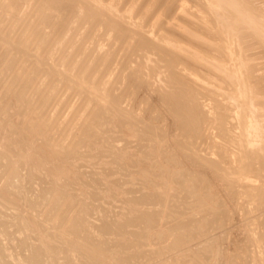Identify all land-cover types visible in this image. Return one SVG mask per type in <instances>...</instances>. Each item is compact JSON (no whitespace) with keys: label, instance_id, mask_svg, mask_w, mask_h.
Instances as JSON below:
<instances>
[{"label":"bare ground","instance_id":"bare-ground-1","mask_svg":"<svg viewBox=\"0 0 264 264\" xmlns=\"http://www.w3.org/2000/svg\"><path fill=\"white\" fill-rule=\"evenodd\" d=\"M124 1L122 0L123 4L120 2L121 10L124 4L131 2L127 0L129 2L124 3ZM258 1L191 0L194 5L199 4V7L196 5L197 8L202 9L200 17L198 13L191 14L200 22L192 21L196 24L193 29L191 26L195 24L191 25L190 22L189 25L179 16L180 20L177 23L166 19L169 23H174L173 25L170 23L171 26L167 27V32L173 33L170 34L173 38H168L169 33L166 35L164 30H160L164 33L159 35V27L161 29L165 27H162V24L164 25L162 20L153 25L151 35L144 28L147 21H143L144 26L143 23L132 22L135 23L136 29H132L127 24L128 21L125 22L127 18L134 19V13L141 8L137 5H132L124 11V14H121L122 16H119L118 12L121 10L118 7L120 6L114 1L110 4L108 1L109 5H106L103 3L104 0H0V12L11 20V25L1 26L0 24V120L3 119L0 121V129L4 131L1 134L5 135H3L4 140L0 134L2 137L0 139L4 140L0 143V169L6 172L7 186L15 187L14 181L26 168L28 171L26 177L29 181L35 179L34 181L37 182L36 178H38L39 184L43 182V189L37 197L51 195L42 210L40 209L41 201H30L28 198L24 202L17 201L12 199V196H15L14 192L4 196L1 193L3 189H0V202L4 200L11 211L12 209L16 211L6 214L0 210V224L4 227L6 225L9 227L11 224L24 233L23 237L17 238L18 244L15 248L19 250L18 252H15L16 249L13 247L14 253L7 254L6 252L12 248L2 250L0 246V256L5 259L0 264L5 262L11 264L8 259H14L16 255H22V262L27 260L31 264H57L60 260L59 264H136L134 260L146 255V252L142 248L131 251L126 238H116L117 235L127 234L136 241L144 240L151 244L152 250L149 256L152 260L160 259L165 251L180 253L177 257H172L168 263L162 262L163 264H212L216 256L211 255L210 252L216 247V240L220 237L216 240L215 236L211 237L212 242L207 246L196 248L191 247V242L195 239L210 237L211 229H225L227 220L230 221L229 218H232L233 214H230L240 208L246 212V218L249 216L245 221L251 222L247 223V226L249 225L247 229L250 227L247 230L250 244L248 246L251 247L252 242L259 246L264 244V230L263 233L260 232L264 229V216L255 218L252 214L253 210L255 212L264 203V184L262 183L264 182L262 180L264 177V61L259 62L264 59V2L257 3ZM144 3L147 5L150 1ZM170 3L172 1L168 4ZM172 4L171 6H174ZM18 5L20 7L17 9ZM26 6L29 8H27L28 11H25ZM159 8H161L160 4ZM187 8L185 4L181 6V14H189ZM177 9L180 10V6ZM173 10L174 13L177 11ZM167 12L165 11L166 14ZM183 16L181 17L184 19ZM24 17H27L28 21L22 25ZM150 17L144 18L150 19ZM97 23H101L108 31L114 32V38L121 41L116 42L119 47L121 43L122 51H124L122 54L125 55L119 54L116 49L118 46L115 47L116 50L111 49L115 46L114 43L112 45L106 42L112 45L108 50L103 53L96 51L99 55L90 57L89 54L85 58L82 57V60H76L77 54L90 49L88 47L85 49L83 44L86 38L91 39L90 34L95 30L91 27ZM123 23L130 28L125 27ZM148 24L150 26L149 21ZM83 25H88L84 37L75 40V34L81 33L78 30ZM97 25L100 27V24ZM46 28L51 31L47 32ZM72 29L75 32H72ZM69 31L72 32L70 37L67 36L70 34ZM176 31L181 33V40H188V42L179 40V33L177 35ZM114 38L113 42H115ZM105 40H103L104 43ZM95 42L93 43L96 44ZM67 46H70L73 51L64 56ZM256 50L258 54L253 53ZM90 53L94 54L95 51ZM117 53L124 60L123 62H120L121 59L115 60H118L119 64L122 63L125 69L133 67L129 66L132 65V61H129L131 56L139 55L142 58V61H139V57L135 59L136 63L137 61L141 63H138L137 68H130L128 74L119 72V67L115 63L118 68L115 65L117 70L113 69L111 73L118 71L116 81L123 82H120L123 86L119 93H116V90L119 91L116 87L119 84L115 85L114 80L111 81L110 78L106 81L107 76L104 77L111 74L109 70L113 66L110 64ZM60 67L65 73H61ZM113 74H111L112 77L115 76V72ZM42 75L45 77V82L40 83ZM56 75L62 76L70 84L62 82L55 77ZM156 78H159L160 82H157V93L154 94H159L160 102L167 105L166 108L171 113L168 116L172 115L175 119L174 125L177 128L175 136L170 137L165 126L160 125L162 118L156 112L154 115L152 113L148 115L146 110L145 114H142L131 105H128L131 108L122 106L127 102L126 99L132 102L138 100L140 104L141 98L134 99L137 94L140 95L137 91H141V88L143 90L145 86L150 88L154 83L152 80ZM60 84L77 91L78 94L89 91L84 97L85 100L82 99L91 111L85 119L79 118L80 126L78 128L77 125L75 126L77 130L73 131L75 133H72L69 143L64 141L67 139L64 135L66 130L62 128L63 131L60 129L59 132L55 131L57 126L60 127L58 121L60 122L61 117L56 115L57 119L49 116V113L51 114L49 110L53 108L52 106L55 107L61 88L64 89ZM43 87L45 88L41 90ZM153 87L152 89L155 90ZM63 91L66 92V90ZM90 95L92 97H89ZM204 98L213 102L208 109L205 107L210 103L204 104L202 102ZM32 100L34 105L30 103ZM70 100L73 101V99L68 101ZM67 103L66 105H64L65 102L63 103L64 107L69 106V102ZM82 108L85 107L82 106ZM11 109L14 112H10ZM160 109L166 112L164 108ZM75 111V114H71L75 118L83 113L82 110L79 113ZM3 115H7L8 118H2ZM50 118V123L53 121L55 123L48 128ZM34 120H37L38 124L35 128H31L35 126L32 125ZM61 122L64 123L63 120ZM213 125L220 136L222 135V141L218 144H216L217 141L206 144L211 136L207 137L205 126L208 128ZM98 127L104 128L101 133L103 136L100 138H108L112 144L107 150L92 140L99 136L96 132ZM114 130L115 133L118 132L122 140L136 143L133 151L113 145L116 140L113 139ZM219 133H216L218 140ZM203 143L208 145L210 152L203 153L207 150L201 148L205 146ZM171 145L174 146V152L176 148L179 153L182 152L184 159H190H186L187 161L194 160L191 162L193 164L199 161L203 165L196 162L197 166L209 167L205 169L212 170L213 176L227 185H225L227 187L225 191L228 194H225L224 190L222 192L224 197H228L227 204L231 206L221 200L219 193L217 195L215 192L222 189L220 183V189L217 188L219 191L214 190L206 176H204L206 181L201 177V174H205L201 172L202 169L201 174L198 172L199 176L197 172L195 174L192 170L193 173H191L187 169V161L185 168L179 165L180 160L177 159L179 162H174L171 156L172 151L168 148ZM81 146L91 148V153L95 154L107 152L110 163L116 165L117 171L121 174L127 175L130 172L129 169H133L132 174L141 180V186L136 191L128 189L122 192L119 186L111 188L108 181L101 180L94 173H91L90 179L81 180L75 171L78 160L84 158L77 152ZM168 151L171 152L169 156ZM133 152L135 153L132 155ZM176 153L178 155L177 151ZM210 153L217 158H211ZM174 157L178 158L176 155ZM2 158H6L9 162L2 163ZM208 175H210L209 172ZM255 177L259 179L262 177L261 184ZM29 181L27 180L26 183L30 184ZM212 181L215 180L212 179ZM91 184L98 187L93 191L89 190ZM99 185L104 189L102 187L101 189ZM27 187L25 182L19 186L16 184V189L24 194L23 198L29 196L30 190L26 191ZM70 189L74 190L73 194H69ZM102 193L107 198L116 199L124 204L125 212L122 213L124 215L122 218L116 219V215L111 214L112 208L99 205L98 200ZM84 197L91 198L92 201L88 203ZM148 205H157V208L149 210ZM248 205L253 207L249 208ZM3 207L7 206L4 204ZM94 209H99L102 213V222L99 226L89 221L90 213ZM188 210H190L189 213ZM32 213H37L34 219L29 216ZM2 215L12 220L8 222ZM252 218L254 219L253 229L250 226L253 225ZM14 220L22 221L24 224L16 223ZM48 221H52V224L46 225ZM130 227L136 229L130 231ZM155 229L159 231L157 235L154 233ZM5 234L7 236V231ZM10 234L13 235L11 232ZM33 238L36 239V243L31 242ZM155 238L166 240L167 245L158 244ZM248 246L235 258L228 254L226 263L238 264L237 262L241 259L246 260L250 257ZM258 257L252 255L251 260L256 259L260 262L262 257L260 259Z\"/></svg>","mask_w":264,"mask_h":264},{"label":"rangeland","instance_id":"rangeland-1","mask_svg":"<svg viewBox=\"0 0 264 264\" xmlns=\"http://www.w3.org/2000/svg\"><path fill=\"white\" fill-rule=\"evenodd\" d=\"M103 1V0H102ZM106 1V2H105ZM109 1V2H108ZM113 1L116 3V4H118V6H122V4H123V2H122V0L121 1H119V0H104V4H106V5H109L110 4V2L111 3H113ZM127 0H125L124 1V3L126 2ZM129 1H131V2H129ZM129 1H127V3L128 4H124L123 5V7H122V10L120 9L121 8V6L120 7H118L119 8V10H121L120 12H118L119 14V16H122L121 14H124L125 12L124 11H126L127 9H129L132 5H137V7H141L140 8V10L139 11H137V12H135L134 13V15H133V18L134 19H132V18H127V20H126V18L124 19V21L127 23V21H128V25L129 26H131V28L132 29H136L137 27H136V25H135V23H143V26H144V23L145 22H143L144 20L145 21H147L146 22V26H147V28H146V26H144V28L146 29V30H148V34L149 35H151V32H152V30H153V25H155V23L156 22H158V21H160V20H162L163 22H164V25L162 24V27L163 26H165V27H163L162 29L159 27V35H161V34H163L164 32H161L162 30H164V31H166L165 32V34L166 33H169L168 35H167V37L169 38H173V35H170V34H173L172 33V31L171 32H167V30H168V28L167 27H169V25H170V23L168 22L169 20L170 21H173V22H175V23H177V21H179L180 19H178V16L181 18V20L182 21H187L188 22V24L190 25L191 23H192V21H194V22H200V21H198L195 17H192L191 16V14L193 15V14H196V13H198L197 15H198V17H200V16H202V13L200 12V10H202L201 9V7L200 8H197L196 7V5L199 7V4H197V3H195L196 5H194V2H191V0L189 1V0H180L179 1V3H180V5L178 4V0L176 1V0H168L169 2L170 1H172V3H174V4H172V3H170V4H168L169 2L167 1V0H156V1H154L153 2V0H129ZM133 1V2H132ZM141 1V2H140ZM147 1H150V3H148L147 5H145V3L144 2H147ZM174 1V2H173ZM181 1H182V3H181ZM188 1H189V3H188ZM193 1V0H192ZM256 1H258V0H256ZM264 2L263 0H259L257 3H260V2ZM109 4H108V3ZM122 4H121V3ZM134 2H135V4H134ZM140 2V3H139ZM152 2V3H151ZM160 2V3H159ZM177 2V3H176ZM190 2H191V4H190ZM261 2V3H262ZM143 3V5H141ZM156 3H158L157 5L158 6H156ZM193 3V4H192ZM149 4H151V6L149 5ZM154 4V6H152ZM159 4H160V7L161 8H159ZM171 4L172 5H174V6H171ZM178 4V5H177ZM184 4H185V6H186V8L188 9V11H189V14H186V13H183L187 18L185 19V16H183V14H181L182 12H180L181 11V6H184ZM128 7H127V6ZM163 7H162V6ZM168 5H169V7H168ZM175 5H176V8H175ZM192 5H194V6H192ZM143 6H145L144 8H143ZM149 6H150V9H149ZM165 6V7H164ZM178 6V7H177ZM179 6H180V10L179 9H177V8H179ZM192 6V7H191ZM20 6L18 5L17 6V9L19 8ZM155 9H153V8ZM157 9H156V8ZM170 8L169 10H168V8ZM193 7H195V8H193ZM28 7L26 6L25 7V11H28V9H27ZM123 8L125 9V10H123ZM143 8V9H142ZM145 8H147V9H149V10H144ZM165 8H166V10H165ZM190 8H192V9H190ZM142 9V10H141ZM173 9H175V11L178 13V14H181V15H178V14H176V12L174 13V10ZM196 9H198L199 10V12H198V10H196ZM24 10V9H23ZM144 10V11H143ZM152 10H153V13H152ZM161 10H164V11H161ZM167 10L169 11V12H167ZM194 12H193V11ZM149 11V14H147V12ZM165 11L167 12V14L165 13ZM179 11V12H178ZM141 12H143V14H139V13ZM154 12H155V14H154ZM157 12V13H156ZM145 13V14H144ZM137 14V15H136ZM139 14V15H138ZM151 14H154V15H151ZM163 14V15H162ZM167 16H166V15ZM172 14H173V16H172ZM199 14H201V15H199ZM142 15V16H141ZM150 15H151V17H150ZM174 15H175V17H174ZM135 16V17H134ZM140 16H141V18H143L142 20H141V18H140ZM148 16V17H147ZM155 16L158 18H155ZM166 16V17H165ZM181 16H183L184 17V19L181 17ZM0 24H1V26H8V25H11V20L10 19H7L5 16H4V14L3 13H1L0 12ZM144 17H146V18H149L150 17V19H146V18H144ZM163 17H165V18H163ZM171 17H173L172 18V20H171ZM137 18V19H136ZM140 18V19H139ZM152 18H154V19H152ZM177 18V19H176ZM194 18V19H193ZM131 19V20H130ZM168 21H167V20ZM175 19H176V21H175ZM189 21H188V20ZM132 20H135V21H132ZM154 20V21H153ZM28 21V18L27 17H24V21L22 22V25H24L26 22ZM140 21H142V22H140ZM148 21H149V23H150V26H149V24H148ZM151 21L154 23H151ZM132 22H135L134 24L132 23ZM181 22V21H180ZM191 22V23H190ZM130 23V24H129ZM97 24H100V27L97 25ZM97 24H95L94 26H92L91 27V29H93L94 30V28H95V30L93 31V32H91V34H90V36H91V39H90V37H89V35H88V37L89 38H86L85 39V42H84V44H83V46H84V48L85 49H88V48H90V49H88V50H86V52H84V53H81L82 54V56H81V54L79 53V54H77V56H76V60H82L83 58H85L86 56H89V54H90V57H91V55H93V57L94 56H97V55H99L98 53H103L105 50H108L109 49V47L111 48V46L113 45L112 43H114L115 44V46H112V48L111 49H114V50H116L117 49V51L119 52V54L122 56L123 54H122V52H124V51H122L123 50V48L121 47L122 45H121V43H120V47H119V45H118V43L119 42H121V41H118L117 39H115L114 37V32L112 31L111 32V30H107L104 26H102V24L101 23H97ZM124 24V26L125 27H129V26H127V24H125V23H123ZM174 23H171V25H173ZM193 24H195V23H192L191 25H193ZM35 25V22L33 23V26ZM170 25V26H171ZM97 26L99 27V28H97ZM149 26V27H148ZM194 26H196V24L195 25H193V26H191V28H195ZM88 27V25H83V26H81V29H79L78 30V32H81V33H76V34H78V36L75 34V36H74V39L75 40H79V39H81L82 37H84V35H85V33H86V28ZM105 28V30L103 31V29ZM130 28V27H129ZM49 29H51V28H49ZM100 29V30H99ZM144 29V30H145ZM166 29V30H165ZM81 30V31H80ZM84 30H85V32H84ZM103 32H102V31ZM145 30V31H146ZM161 30V31H160ZM46 31L47 32H50L51 30H49L48 31V29L46 28ZM72 32H75L73 29L71 30ZM71 31H69L68 33H70V34H68L67 36L68 37H70L71 35H72V32ZM96 31H97V34L99 35L98 37H97V34H96ZM108 31V34L106 35V32ZM158 31H157V33H158ZM111 32V33H110ZM177 32V31H176ZM93 33V34H92ZM103 34V35H100V34ZM178 33L179 32H177V35H178ZM17 34V33H16ZM73 34V35H74ZM83 34V35H82ZM96 34V35H95ZM112 34H113V37H112ZM180 34L181 33H179V40H181V36H180ZM81 35V36H80ZM77 36V37H76ZM96 36V37H95ZM80 37V38H79ZM101 37H104V38H102L103 40L104 39H106V40H109V41H106L105 40V43L103 42V40L101 39ZM110 37H112L111 39H110ZM19 37H18V34H17V39H18ZM93 38V39H92ZM94 38H95V41L97 40V42L98 41H100L99 43H97V42H95L94 41ZM100 38V40H98ZM113 38H114V40H115V42H113L112 40H113ZM89 40V41H88ZM91 40V41H90ZM93 40V41H92ZM102 40V41H101ZM34 41H36L35 39H34ZM86 41H88V43H86ZM112 41V42H111ZM118 43H117V42ZM181 41H183V42H188V40H181ZM93 42H95L96 44H94ZM106 42H109V43H111L112 45L110 46V44L108 43H106ZM101 43H103V44H101ZM117 43V44H116ZM87 44V45H86ZM99 44V45H98ZM101 44V45H100ZM93 45V46H92ZM104 45H106V46H104ZM107 45H109L108 46V48H107ZM89 46H92V47H89ZM97 46V47H96ZM116 46H118V48H122L121 50L120 49H118V48H116L115 49V47ZM88 47V48H87ZM114 47V48H113ZM92 48H93V50H92ZM101 48H103V50L101 49ZM66 52L64 53V56L65 55H68V53L69 52H71V51H73L72 50V48L69 46H67L66 48ZM84 49V50H85ZM101 50V51H100ZM121 52H120V51ZM92 51H95V53L93 54V53H90V52H92ZM96 51H98V53H96ZM257 51V52H256ZM256 51H253V53H257L258 54V50H256ZM88 52V53H87ZM101 55V54H100ZM117 55H118V53H117ZM115 55L116 57L114 58V60L117 58L118 60L119 59H121V61L120 62H123V60H124V58H123V60H122V58H121V56L120 55ZM125 55V54H124ZM255 56V55H254ZM74 57H75V55H74ZM83 57V58H82ZM124 57V56H123ZM138 57L140 58V60L139 61H142V58L138 55ZM136 55H133V57L131 56V58H129V61L131 62V64L132 65H129V66H133L132 68H137V66H138V63H141V62H139V61H137V63H136V60L137 59H139ZM79 58V59H78ZM134 58V59H133ZM137 58V59H136ZM126 59V58H125ZM128 59V58H127ZM133 59V60H132ZM136 59V60H135ZM112 61V63L114 64V65H112V63L110 64L111 66H113V67H111L110 68V73L112 72L111 70H113V69H115V70H117L114 66L117 64L118 65V67H117V65H116V67L118 68V71L120 72H122V73H125V74H128V71H130V68H126L125 69V67L124 66H122V63H118L119 61L117 60H115V61ZM135 61V62H134ZM264 61V59L263 60H260L259 62H263ZM116 63V64H115ZM135 63V64H134ZM137 64V65H136ZM103 67V66H102ZM122 67V68H121ZM104 68V67H103ZM125 70H124V69ZM131 68V69H132ZM60 69L62 70L61 71V73L63 74V72L65 73V71H64V69L62 68V67H60ZM60 69H58V70H60ZM123 69V70H122ZM129 69V70H128ZM117 71V72H118ZM127 71V72H126ZM115 72V76H111V74H113ZM116 71H113V73H111L110 75H104V77H106L107 76V78H105V80L106 81H108L109 80V78H110V80L112 81V80H114L113 81V83H115V85L116 84H119V85H117L116 87H117V89H119V91L118 90H116V93H119V92H121V87L123 86V84H120V82H122V81H120L119 83L116 81V77L118 76ZM114 75V74H113ZM117 75V76H116ZM108 76H110V77H108ZM55 77H57V78H59L62 82H65L66 84H70V82L69 81H66L64 78H62V76H58V75H56ZM112 77V78H111ZM157 79V80H156ZM156 79H154V81L152 80V83H153V85L155 86V87H153V85L150 87V88H147L146 86L143 88V90H142V88L140 89L141 91H137V93H139L140 95H136V97H134V99H139V98H141V99H139L140 100V104H141V102H143L142 103V105H140V104H138V100H133L134 102H137V103H134V102H132L131 100V102L128 100V99H126V103H124V101H123V103L124 104H122V106H124V107H127L128 105H131V106H133V108L135 109V110H137V112H139V113H142V114H145V112L144 111H146V114H151L152 113V115H154V114H156L157 113V115L160 117V118H162V124L160 123V125H164L165 126V128L168 130V135L171 137V136H175L176 134H177V128H176V126L174 125V122H175V119L172 117V115H170L172 118H173V120H172V118L171 117H169L168 115L169 114H171L169 111H168V109L166 108V106L167 105H165L164 103L162 104V101L160 102V100H161V98H160V96H159V94H154V93H157V89H156V86H158L157 84L160 82L159 81V78H156ZM42 80V81H41ZM73 80V79H72ZM155 80H156V82H155ZM74 81V80H73ZM116 81V82H115ZM159 81V82H158ZM42 82H45V77H43V75H42V79H40V83H42ZM75 83H78V82H76V81H74ZM158 82V83H157ZM123 83V82H122ZM64 84V83H63ZM132 84H133V82H132ZM131 84V85H132ZM64 89H62L61 88V90H60V93L58 94V96H57V98H56V100H58L57 102H55V107L54 106H52L51 108V110H49V112L51 111V114L49 113V116L51 115V117H55V118H57L58 119V117L56 116V115H58L59 116V118H60V122L58 121V123H59V125H60V127L59 126H57V128L55 129V131H57L58 130V132L61 130V131H63L62 130V128L64 129V130H66V134H64L66 137L65 138H67L66 140L68 141H66V140H64L65 141V143H69L70 141H71V135H72V133H75L76 132V130H77V128H78V126H80V124L79 123H81L80 122V119L79 118H81L82 120L83 119H85L88 115H89V113H90V111H91V109H88L87 108V104L85 105V103L83 102V99L85 100V96L86 95H88V93H89V91H87L86 93H79L78 94V92L77 91H73V89H69V88H65V86L64 85H62V84H60ZM60 85H59V87H60ZM110 85V84H109ZM124 85H125V82H124ZM72 86V85H71ZM120 87V88H119ZM152 87L153 88H155V90L154 89H152ZM45 87H43L41 90H43ZM146 89H148V90H146ZM152 89V90H151ZM63 90H66V92L65 91H63ZM68 91V92H67ZM70 91V92H69ZM71 91H72V93H71ZM91 91V90H90ZM118 91V92H117ZM61 92H62V94H61ZM69 94H71V96H69ZM78 94V95H77ZM81 94V95H80ZM99 94V93H98ZM144 94V95H143ZM64 95V96H63ZM76 95H77V97H76ZM60 96V97H59ZM62 96V97H61ZM66 96V97H65ZM69 96V97H68ZM145 96V97H144ZM74 97V98H73ZM89 97H92V95H90ZM139 97V98H138ZM159 98V101H158V98ZM60 98V99H59ZM77 98V99H76ZM81 98V99H80ZM83 98V99H82ZM148 100H147V99ZM219 98V97H218ZM69 99H73V101H68ZM131 99V98H130ZM143 99V100H142ZM145 99V100H144ZM205 99V98H204ZM203 99V101L202 102H204V104H207L208 105V103H210L207 107H205L206 109H208L209 108V106H211V103L213 104V102H211V100L210 99H208V100H204ZM220 100L222 99V97H220L219 98ZM78 100H80V101H78ZM82 100V101H81ZM147 100V101H146ZM210 100V101H209ZM77 101H78V103H77ZM145 101V102H144ZM207 101V102H206ZM225 101H227V100H225ZM65 102V104L64 105H66V104H68L67 102H69V106H65V107H67V109H68V107L70 108V109H66L65 107H64V105H63V103ZM80 102V103H79ZM81 102H83V103H81ZM86 102V101H85ZM31 104H33L34 105V100H32L31 102H30ZM61 103V104H60ZM71 103V104H70ZM129 103V104H128ZM152 105H151V104ZM52 104V105H53ZM77 104V105H76ZM83 104V105H82ZM137 106H136V105ZM143 104H145V106L143 105ZM160 104H162L161 105V107L162 108H164L165 110H166V112L165 111H160L161 109V107H160ZM150 105V106H149ZM78 106V107H77ZM82 106L83 107H85L84 109L82 108ZM131 106H128V107H130L131 108ZM144 106V107H143ZM147 106V107H146ZM79 107H81L80 109H79ZM152 107V108H151ZM74 108H76L75 110H77L78 111V113L79 112H81L80 110H82V112L83 113H81V114H79V117H77L76 116V118H75V116H72L73 114H75V110H74ZM144 108V109H143ZM150 108V109H149ZM158 108V109H157ZM64 109H66L67 110V112H66V110L64 111ZM149 109V110H148ZM151 110H152V112H151ZM155 110V111H154ZM74 113H73V112ZM159 111V112H158ZM169 113H168V112ZM10 112H14L13 111V109H11L10 110ZM62 112V113H61ZM149 112V113H148ZM154 112V113H153ZM156 112V113H155ZM165 112V113H164ZM62 115H61V114ZM163 113V114H162ZM64 114H66V115H64ZM70 114V115H69ZM72 114V115H71ZM83 114V115H82ZM80 115H81V117H80ZM162 115V116H161ZM64 117V118H63ZM84 117V118H83ZM2 118H8L7 117V115H3V117ZM69 118V119H68ZM63 120V122L64 123H62L61 121ZM73 119V120H72ZM74 119H75V121H74ZM76 119H77V122H76ZM50 120H51V118L49 119V121H48V128L49 127H51L54 123H55V121H53V123H50ZM66 120V121H65ZM71 120L73 121V123L71 122ZM78 120H79V122H78ZM0 121H3V119L2 120H0ZM69 122V123H68ZM67 123V124H66ZM37 124H38V121L37 120H34V122L32 123V125H35V126H33V127H31V128H35L36 126H37ZM66 124V125H65ZM75 124V125H74ZM65 125V126H64ZM70 125H72V126H70ZM77 125V126H76ZM67 126H69V127H67ZM74 126V127H73ZM77 128H76V127ZM65 127V128H64ZM210 127V126H209ZM209 127L208 128H206V126H205V129L207 130L206 131V135H207V137L209 138V136H211L209 139H207V141H206V144H207V142H208V144L209 143H214L213 141H217L216 142V144H218V143H221V141H222V135L220 136V133H219V131L216 129V128H214L215 126L213 125V126H211L210 127V129H209ZM67 128V129H66ZM60 129V130H59ZM70 129H71V131H70ZM103 127H98L97 129H96V132H97V135H99L98 137H95V138H92V140L93 141H96L97 143H98V146H100V147H103V148H105V150H107L108 148H109V146H111L112 144H111V142H110V140L108 139V138H100L101 136H103V135H101V133L103 132ZM1 130V129H0ZM49 130V129H48ZM115 130H117L116 128H115ZM113 131V134L116 132V131ZM214 130V131H213ZM217 132H216V131ZM67 131H70L69 133H70V136H69V133H67ZM73 131H75V132H73ZM208 131H210V132H208ZM1 133H4V131H0V134ZM208 133L210 134V135H208ZM216 133H219V136H220V138H219V140H218V134L216 135ZM112 133H111V135H113ZM2 135V134H1ZM4 135V134H3ZM2 135V136H3ZM119 134H118V132L117 133H115V135L113 136V139L115 140L114 142H113V145L115 146V147H117V148H124V149H129L130 151H133V149H134V147H135V145H136V143H131V142H129V141H125V140H122L121 139V137H120V135L118 136ZM212 135H213V138H212ZM5 136V135H4ZM4 136H3V139L5 140V138H4ZM214 136H216V138H214ZM1 137V136H0ZM2 138V137H1ZM120 138V139H119ZM3 139H0L1 141H0V143H2V142H4V140ZM113 139H112V141H113ZM211 140V141H210ZM219 141V142H218ZM205 143V142H204ZM203 143V145H205ZM210 145H212V144H210ZM172 146V148L170 149V147ZM171 146H168V148H169V150L170 151H172V153H171V156L174 158V162L175 161H178V160H180V164L178 163V162H176V164H179V165H181V167H182V165H183V167L182 168H185V167H187L188 166V168L187 169H189L190 170V172L191 173H193L192 172V170L194 171V173L196 174V172L198 173H200V171H201V169H202V173L203 172H205V174L203 173V174H201V177L204 179V176H206L205 178L207 179V181H209V184H212L211 185V187H214L213 189L215 190H218L219 191V189H220V187L222 188L219 192H217V191H215L216 193H217V195H218V193H219V198L221 199V200H224L225 202H226V204H227V200L229 201V199H227L228 197L227 196H225L226 197V199H225V197H224V194H223V192L226 194H228V192H226L225 191V189L227 188L226 186V184L225 183H223V181H222V183L224 184V186L222 185V183H221V180L220 179H217L216 177H214L213 175H214V173L212 172L211 173V169H209V170H211V171H208V170H206L207 168H209V167H206L205 165L203 166L204 168H201L202 166H199L200 164H202L203 165V163H200L199 161V165L197 166V164H193V163H191V162H194V160H191V161H187V160H190V159H188V158H186V159H184V155L182 154V152H180L179 153V151H178V149H176L175 148V150L178 152V155H177V153H176V151L174 152V146L173 145H171ZM207 146L208 145H205V146H203V147H201L203 150H206L205 152L203 151V153H206L207 151L208 152H210L209 150H208V148H207ZM213 146V145H212ZM204 147H205V149H204ZM214 148V147H213ZM213 148H212V150H211V152L213 151ZM91 148H88V147H79L78 149H77V152H78V155H83V159L81 158L80 160H78V163H76V167H75V171H76V173H77V175H78V177L81 179V180H87V179H90L89 178V176L91 175V173L93 174H95L96 176H98L101 180H104V181H108L109 182V186L111 187V188H118V186H119V190L120 191H122V192H125V191H127L128 189H134L135 191H136V189H138L140 186H141V184H142V182H141V180L138 178V177H136L135 175H133L132 174V172H133V169H129L130 170V172L127 174V175H125V174H121L120 172H118L117 171V166L116 165H114L113 163L111 164L110 163V157H109V154L107 153V152H102V153H98V154H95V153H91ZM214 150L216 151V149L214 148ZM135 152H133L132 153V155L134 154ZM169 151H168V156H169ZM173 154H174V156L176 155V157L178 156V158H175L174 156H173ZM211 154V153H210ZM182 156V158L185 160H183L182 158H180L181 156ZM212 155V154H211ZM210 155V156H211ZM211 158H214V159H216L217 157L215 156V155H212L211 156ZM176 159V160H175ZM178 159V160H177ZM185 163H184V162ZM186 161H187V166H186ZM9 161L6 159V158H2V163H4V164H7ZM184 163V164H183ZM189 163L191 164V166L189 167ZM195 166H196V168H197V170H196V168H195ZM199 167V168H198ZM206 168V169H205ZM24 169V168H23ZM23 169H22V171H23ZM26 169V168H25ZM24 169V172H22V174H21V176L19 177V178H17L14 182H15V187H13V186H7V177L5 176V173L6 172H4V170H2V169H0V177H1V179H0V189H3V191H1V193H2V195H4V196H9V192H14L15 193V196H12V199H14V200H17V201H21V202H24L25 200H26V198H28L30 201H36V200H39V201H41V206H40V209H44V207L46 206V204H47V200L48 199H50V197H51V195L50 194H46L43 198L41 197V198H38L37 197V195H39V194H41V192L40 191H42V189H43V182H41L40 184H39V180H38V178H36V181L37 182H35L34 180L35 179H33V180H31V181H29V179H27V177H26V175H27V173H28V171H27V169L25 170ZM109 169H112V171H109ZM204 169V170H203ZM206 171H208L209 173H210V175H208V172H206ZM199 173H198V175H199ZM210 176V177H208V176ZM200 176V175H199ZM214 178H213V177ZM212 177V178H211ZM210 178V179H209ZM255 178H258V177H255ZM254 178V179H255ZM262 178V177H261ZM261 178L258 180L257 179V184H258V181H259V183L260 182H262V180L264 181V177L262 178V180H261ZM206 179H204L205 181H206ZM212 179L213 180H215L214 182L212 181ZM253 179V178H252ZM27 180L30 182V184L29 183H26L27 182ZM218 180V181H217ZM256 180V179H255ZM89 181V180H88ZM220 181V182H219ZM25 182V186L27 187V189H26V191H28V190H30V192L28 193V197H25V198H23V195L24 194H22L20 191H19V189H16V184H17V186H19L21 183H24ZM32 182V183H31ZM34 182V183H33ZM219 183L221 184V186L219 185ZM263 184H264V182H262ZM26 184H28V185H26ZM261 184V183H260ZM214 185V186H213ZM216 185V186H215ZM226 185V186H225ZM219 186V187H218ZM30 187V189H28ZM42 187V188H41ZM98 187V185H94V184H91L90 186H89V190H95L96 188ZM99 187L101 188H103V186H100L99 185ZM225 187V188H224ZM101 188V189H102ZM217 188H219V189H217ZM104 189V188H103ZM224 190V191H223ZM74 190L73 189H70L69 190V194H73L74 192H73ZM223 191V192H222ZM40 192V193H39ZM104 192V191H103ZM138 192H136V194H137ZM137 195H139V193L137 194ZM37 198V199H36ZM84 200L86 201V202H88V203H90L91 201H92V199L91 198H88V197H84ZM110 202H112V205H110ZM97 203V202H96ZM98 203H99V205H103V206H105V207H110V208H112L113 209V212H115V213H113L112 211H111V214L112 215H116L115 216V218L116 219H119V218H122L124 215L122 214L123 212H125V210H124V204L122 203V202H120V201H117L116 199H111V198H107L103 193H102V196L100 197V199L98 200ZM6 205L7 207H3V205ZM230 204H231V202H230ZM228 206H231V205H229V203L227 204ZM248 207L249 208H252L253 206L252 205H248ZM10 208V206L7 204V202H5L4 200H3V202H0V210L1 211H3V213L4 212H6V214H7V212L8 213H10V212H12V213H14L13 211H15L14 209H12V211L9 209ZM147 208L149 209V210H153L152 208H157V205H148L147 206ZM7 209V210H6ZM8 209L10 210V211H8ZM241 209V208H240ZM236 210V211H234V212H232L230 215H232V218L230 217L229 219H230V221H228L227 220V223H226V227H225V229H223V230H220V229H211L210 230V234H211V236L210 237H203V238H201V239H195V241H193V242H191V247L192 248H196V247H198V246H207L209 243H211L212 242V240H211V237L213 238L214 236V239L216 240L217 238H219V239H217V240H219V241H217L216 240V247L218 248V249H216V247L213 249V250H211V252H210V254L212 255H214V256H216V257H214L215 259V263L213 262L212 264H227L226 262V259H227V256L229 257V255L228 254H230V257L232 256L233 258H235L236 256H237V254H240L241 253V251L246 247V246H250V244H249V233H248V229L250 228H248L247 229V227L249 226H247V223H251V222H247V221H245L247 218H246V212L244 211V210ZM237 211H239V213L237 214ZM242 211V212H241ZM245 213H244V212ZM16 212V211H15ZM188 213L190 212V210H188L187 211ZM241 213V214H240ZM25 214H27V213H25ZM242 214H244L245 215V217H243L242 216ZM251 214V213H250ZM252 214H254V216H255V218L256 217H262V216H264V203H262L261 205H260V207L254 212V210H253V213ZM252 214H251V217H252ZM3 216V218H5L6 219V221H8V222H10L12 219L10 218V217H8V216H5V215H2ZM29 216L31 217V218H35V216H37V213H32V214H29ZM234 218V219H233ZM245 218V219H244ZM102 213H101V211L99 210V209H94V210H92L91 211V213H90V216H89V221L92 223V224H94L95 226H99L100 224H101V222H102ZM14 222H16V223H20L21 222V224L23 225L24 224V222H22V221H18V220H14ZM231 222V223H230ZM253 222H254V219L252 218V224H253ZM48 223H50V224H52V221H48L47 223H46V225L48 224ZM10 226L8 227L7 225L4 227V226H2L1 224H0V246H1V248H2V250H4L5 248H12L11 250H9V251H7L6 253L7 254H9V253H11V252H13L14 253V250L16 249V251L15 252H18L17 251V248H15L16 246V244H18V239L17 238H19V237H23L24 236V233L23 232H20L18 229H16V228H14L11 224H9ZM251 226V229H253V227H254V224L253 225H250ZM246 228V229H245ZM255 228H257V227H255ZM136 228L135 227H130L129 228V230L130 231H132V230H135ZM260 229H262V227L260 226ZM259 229V230H260ZM263 230L264 229H262V231H260V232H262L263 233ZM5 231H7V236H6V234H5ZM10 232L13 234V235H11L10 234ZM158 229H155L154 230V233H155V235H157L158 234ZM248 237V238H247ZM117 239H124V238H126L127 239V241L129 242V244H130V250L131 251H134V250H138V249H140V248H142V250L143 251H145L146 252V255H142L141 257H139V258H137V259H135L134 260V262L136 263V264H163L162 262H166V263H168L169 262V260L172 258V257H177L180 253H177V252H170V251H165V253H164V255L163 256H161L160 257V259H154V260H152L151 259V257L149 256V253L151 252V250H152V246H151V244L150 243H148L147 241H144V240H140V241H136L133 237H131L130 236V234L128 235H125V236H123V235H117V237H116ZM156 239V242L158 243V244H160V245H162V246H166L167 245V241L166 240H163V239H158V238H155ZM248 240V241H247ZM31 242H33V243H36L37 241H36V239L35 238H33L32 240H31ZM218 242H220L219 244H217ZM255 245V246H254ZM219 246V247H218ZM248 246V248L250 249L249 251V253H251L250 254V257H247L246 258V260H243V259H241V260H243V261H239L241 264H245V263H243L244 261L245 262H249V263H246V264H264V244H262V246H259V245H256L255 243H251V247H249ZM257 246V247H256ZM13 247L15 248L14 250H13ZM252 249V250H251ZM257 251H255V250ZM221 250V251H220ZM240 252V253H239ZM253 252H255V253H253ZM27 255H28V253H26ZM209 254V255H210ZM224 254V255H223ZM259 254V255H258ZM226 255V256H225ZM252 255L255 257L256 255H257V257L260 259V257H262V260L259 262V261H257L255 258V261H253V260H251V258H252ZM225 260H224V259ZM244 259H245V257H244ZM5 259L4 258H2L1 256H0V262L1 261H4ZM9 260V262L11 263V264H31L30 262H28L27 260H25V262H22V260H23V256L22 255H16L15 256V258L14 259H8ZM253 262H251V261ZM61 262V260L60 261H57V264H59ZM239 262H237L238 264H240ZM261 262H263V263H261ZM4 264H6V262L4 263Z\"/></svg>","mask_w":264,"mask_h":264}]
</instances>
